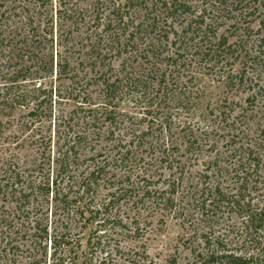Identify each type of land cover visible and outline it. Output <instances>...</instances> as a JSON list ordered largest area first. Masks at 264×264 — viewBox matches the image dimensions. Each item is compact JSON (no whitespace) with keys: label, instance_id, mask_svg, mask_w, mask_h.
Returning a JSON list of instances; mask_svg holds the SVG:
<instances>
[{"label":"trees","instance_id":"obj_1","mask_svg":"<svg viewBox=\"0 0 264 264\" xmlns=\"http://www.w3.org/2000/svg\"><path fill=\"white\" fill-rule=\"evenodd\" d=\"M66 1L59 0V20L75 17L85 35H80L77 58L59 55L55 67L60 77L70 80L76 99L82 95L76 101L82 113L77 120L87 127L68 141L58 163L60 181L53 180L51 189L49 181L31 183V195L46 187L64 216L51 227L43 219L29 220L28 232L22 235L27 238V264H76L79 233L89 224L96 226L81 264H155L143 244L138 245L148 225L153 218H177L185 211L189 256L183 262L169 257L166 264H264V0H92L75 9ZM51 3L34 0L38 8ZM1 28L0 46L6 40ZM46 35L31 30L23 39L49 42L52 48L53 38ZM65 49L70 51L67 44ZM52 64L50 56V69ZM201 69L227 89L244 94L236 116L230 118L233 101L218 114L223 116L216 129L221 125L226 133L223 150L210 137L209 127L189 128L181 122L175 126L189 158L181 153L178 139L163 133H170L174 124L159 122L163 131L154 139L143 132H115L118 100L137 95L156 114L165 106L178 115L189 103V73ZM91 87L98 91L96 104L87 94ZM99 123H108L104 135L94 130ZM87 153L91 163L87 159L82 164ZM111 165H133V170L123 176L126 186L98 203L95 191ZM188 169L189 190L178 201ZM65 180L72 181L68 188ZM5 181L0 193L13 189L20 178L16 174ZM14 191L20 202L28 201V194ZM121 201L125 207L120 212ZM118 235L132 240L127 251L115 241L112 246L102 240ZM17 245H5L4 253L17 250ZM96 251L100 256H94ZM4 255L0 264H10Z\"/></svg>","mask_w":264,"mask_h":264},{"label":"rangeland","instance_id":"obj_2","mask_svg":"<svg viewBox=\"0 0 264 264\" xmlns=\"http://www.w3.org/2000/svg\"><path fill=\"white\" fill-rule=\"evenodd\" d=\"M67 1L70 6L73 4L71 8L75 9L76 7L85 8V5L92 0ZM58 10L59 0H52L46 8H38L34 5V0H3L0 3V26L6 38L0 46V102H3L0 111V185L16 174L20 178V183L14 185L13 189L9 186L6 191L0 193V255L6 254L11 260L10 264H27L28 262L27 245H25L27 238L25 239L22 235L25 231L28 232L29 220L35 217L43 219L51 227L55 220L59 222L64 216V209L60 204L52 201V192L47 195L46 187H42V190L39 187L33 191V195L29 188L32 182L46 184L49 181L51 185L55 179L60 181V177H57L58 163L68 147V141L75 136L76 132L87 127L82 121L77 120L78 117H82V113L76 109V101H81L82 95L76 99V92L70 85V80L64 76L60 77L55 67L59 55L67 57L71 54L73 59L77 58L80 53L77 51L80 35L84 36L85 33L82 23L75 17L73 20L66 18L59 20ZM60 24H62L61 28ZM77 24L81 28L79 32ZM31 30H35L41 36L44 34L52 36V48L49 42L44 45L34 43L29 38L25 41L24 35ZM68 38L71 40L67 43ZM66 44L70 51L65 49ZM50 56L53 58L51 69L47 65ZM87 94L92 104H96L98 100L96 87L87 90ZM241 98H244V94L227 89L217 77L201 69L194 74L189 73V103L182 106L178 115L172 111L173 107L165 106L162 113L156 114L155 110H152L146 102L140 101L137 95L118 100L115 112L116 119L119 121L117 127L119 130L116 129L115 132L127 134L131 131L137 134L143 132L148 133L146 136L148 139H154L163 131L158 125L159 122H165L170 126L174 124L170 127V133L167 129L163 133L165 137L178 139L181 153L189 158L184 151V145L181 144L182 133L179 127L175 126L181 122L189 124V128L209 127V132L213 130L210 132V137L217 140L218 147L223 150V140L226 138L223 136H226V133L220 129L221 125L219 129H216L219 117L223 116L218 114L226 110L228 103L233 101L234 111L230 118L236 116L240 105L243 106ZM107 126L108 123H99L95 129L92 127L90 129L100 131L101 135H104L103 132L107 130ZM106 140L105 137L104 141ZM142 153L145 154L146 151L142 149ZM88 154L90 153L81 157L79 162L83 161L82 164H84ZM87 163L90 164L91 161L88 159ZM132 166L111 165L104 181H100L95 191L94 200L99 203L105 198L111 199L110 191L118 192L117 188L126 186L127 181L123 176L130 169L133 170ZM167 172L165 170V174ZM69 182L67 184L65 180L63 183L65 188H68L72 181ZM162 182L158 183V187L162 186ZM113 184L112 189L110 186ZM14 189H17L19 193L28 194V201L21 198L23 202H20L19 194ZM186 190H189V169L176 194L178 201L183 200ZM184 204L182 202L181 206ZM117 206L120 212L121 209L124 210V201ZM187 208L189 210V206ZM185 214L177 218L170 216L163 220L160 218L151 220L148 225V234L138 245L143 244L155 264H166L169 257H176L179 262L188 258L189 241L186 239L189 238L187 236L189 235V211H185ZM95 226V224H89L80 231L81 245L77 252L79 260L76 264H81L84 256L89 253L86 241ZM102 240L108 241L112 246L114 241L119 243L123 251H127L132 242L129 237L120 235L103 237ZM10 243L18 244V249L4 253V250H7L4 248L5 245ZM98 252L96 251L94 256H100ZM47 253L49 256V248ZM47 264H50V261Z\"/></svg>","mask_w":264,"mask_h":264}]
</instances>
